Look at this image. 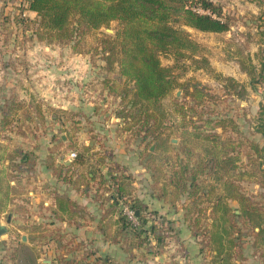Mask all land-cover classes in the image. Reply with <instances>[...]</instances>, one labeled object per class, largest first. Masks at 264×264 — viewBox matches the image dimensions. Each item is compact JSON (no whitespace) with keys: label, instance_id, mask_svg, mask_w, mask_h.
<instances>
[{"label":"rangeland","instance_id":"rangeland-1","mask_svg":"<svg viewBox=\"0 0 264 264\" xmlns=\"http://www.w3.org/2000/svg\"><path fill=\"white\" fill-rule=\"evenodd\" d=\"M212 1L230 30L185 26L204 49L160 53L173 86L147 102L104 49L118 21L61 40L24 11L26 0H0V264H50L54 256L58 264H84L74 252L62 260L61 246L50 243L62 236L50 228V199L67 187L102 193L105 207L138 228L146 250L176 264H187L176 257L190 254L198 264L205 257L264 264V231L226 186L232 181V193L242 192L264 216V135L257 131L264 119L263 0ZM184 171L194 187L183 188ZM165 207L173 212L161 214Z\"/></svg>","mask_w":264,"mask_h":264},{"label":"trees","instance_id":"trees-1","mask_svg":"<svg viewBox=\"0 0 264 264\" xmlns=\"http://www.w3.org/2000/svg\"><path fill=\"white\" fill-rule=\"evenodd\" d=\"M260 5L264 13V0ZM24 9L36 12L38 26L61 40H70L99 30L112 21H118L120 28L116 35L103 40L104 49L109 53V61L117 60L121 73L134 83L138 98L147 102L163 99L173 86L171 68L163 66L160 53L173 52L178 56L187 53L196 55L204 49V46L191 38L185 26L205 32H225L231 28L230 22L223 15L222 8L212 0H26ZM262 71L264 72V67ZM194 94L200 98L205 95L198 87L194 89ZM163 117L165 121L167 115L164 114ZM257 131L264 135V119L258 125ZM258 148L256 146V149ZM215 163L219 166L221 162L217 160ZM90 176L92 181L97 179L94 174ZM181 176L182 180L183 176H186L185 183H182L184 189L195 186V179L187 186L186 171L181 172ZM101 182L99 187L104 185V182L103 185ZM226 186L229 188L227 196L234 197L242 205V214L248 217L253 227L262 228L264 231L263 213L248 202V197L239 190L232 193L235 188L232 181L228 180ZM96 192L94 197L96 200L101 199L100 206H105L106 198L102 193ZM55 199L56 209L59 210L70 213V209L77 206L73 200L65 196L58 195ZM114 199L116 197H112V200ZM136 210L140 212L141 222H146L143 206H137ZM51 211L56 218L62 220L54 208ZM118 220L122 228L128 229V233H131L135 244L141 245L143 239L140 232H137L138 228L132 226L125 215H120ZM77 250L75 246L68 247L70 254L75 253L73 259H84V264H113L109 258L86 261L87 255L76 254ZM61 257L66 262L71 258H64L62 255ZM228 262V258L222 257L221 263Z\"/></svg>","mask_w":264,"mask_h":264},{"label":"crops","instance_id":"crops-1","mask_svg":"<svg viewBox=\"0 0 264 264\" xmlns=\"http://www.w3.org/2000/svg\"><path fill=\"white\" fill-rule=\"evenodd\" d=\"M24 11L28 12L31 17L37 15L36 12L29 9ZM242 18L246 19L245 16H242ZM64 192V195L62 193L60 196L68 197L77 204L76 207L70 209V213L58 208L56 209L55 197L50 199V203L53 205L55 211H57L56 214L62 217V220L58 218L51 220V231L58 230L59 228L62 236L60 235L58 243L50 238V243L53 247L58 244L61 246L56 251L62 253L64 258L71 256L68 252V247L75 245L78 248L76 254L87 255L86 261L109 258L113 264H176L174 257V259H171L166 254L153 251L154 248L148 251L142 245L135 244L131 233H128V229L122 228L115 208L99 206L96 198L91 193H81L68 187L67 191ZM151 202H157V200H152ZM146 203L148 204L149 202ZM159 211L161 214L173 212L168 207ZM181 223V221L172 222V225L177 229ZM69 241L71 243L66 244ZM49 252L51 253L50 256H53L55 250L50 249ZM197 257L190 254L183 257L178 256L176 260L177 262H182L184 259L187 264H198L200 257L199 259ZM55 258L56 256L51 257L47 261L50 264H58V259ZM202 260V262L200 261L202 264H211V259L209 260L205 257Z\"/></svg>","mask_w":264,"mask_h":264},{"label":"built area","instance_id":"built-area-1","mask_svg":"<svg viewBox=\"0 0 264 264\" xmlns=\"http://www.w3.org/2000/svg\"><path fill=\"white\" fill-rule=\"evenodd\" d=\"M72 156L75 157L76 156V153H72ZM127 214L130 217V219H134V220L137 219L136 213L134 211H127Z\"/></svg>","mask_w":264,"mask_h":264},{"label":"water","instance_id":"water-1","mask_svg":"<svg viewBox=\"0 0 264 264\" xmlns=\"http://www.w3.org/2000/svg\"><path fill=\"white\" fill-rule=\"evenodd\" d=\"M137 215H139V211H137Z\"/></svg>","mask_w":264,"mask_h":264}]
</instances>
